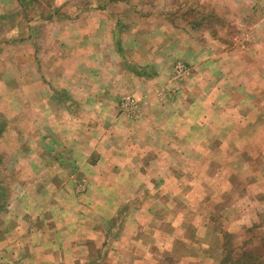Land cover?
I'll list each match as a JSON object with an SVG mask.
<instances>
[{
    "label": "rangeland",
    "instance_id": "374dc122",
    "mask_svg": "<svg viewBox=\"0 0 264 264\" xmlns=\"http://www.w3.org/2000/svg\"><path fill=\"white\" fill-rule=\"evenodd\" d=\"M95 1L0 0V99L10 106L0 112V264H264V210L251 207L264 203L258 143L237 138L236 148L252 153H234L231 162L218 153L217 169L187 178L194 171L180 169L175 135L194 128L197 122L190 119L203 110L197 101L187 105L182 95L186 88L184 95L192 99L188 88L200 82L193 66L210 59L200 60L193 46L206 49L207 38L232 48L243 45L254 70L257 44H264V0H102L104 15L116 26L114 51L121 56L110 76L116 78L114 92L106 90L108 106L96 105L91 90L85 91L86 102L50 85L62 81L52 80L57 69L74 63L62 54L69 22ZM131 31L134 42L121 48L122 33ZM187 45L195 50L192 57L181 50ZM112 51L105 62L113 59ZM82 64L74 70L81 73L79 83L94 89L102 59L87 57ZM247 93L255 102L257 94ZM32 94L43 98L44 114L35 121L18 112ZM247 125L256 130L254 122ZM221 127L211 123L212 129ZM144 131L147 137L138 138ZM128 146L134 148L119 153ZM101 149L106 158L133 163L158 157L168 168L142 164L131 172L135 184L123 185L118 176L102 177L109 171L90 167ZM247 176L257 184L241 196ZM245 205L251 216L229 218Z\"/></svg>",
    "mask_w": 264,
    "mask_h": 264
},
{
    "label": "crops",
    "instance_id": "0c3cea01",
    "mask_svg": "<svg viewBox=\"0 0 264 264\" xmlns=\"http://www.w3.org/2000/svg\"><path fill=\"white\" fill-rule=\"evenodd\" d=\"M100 2H102V0H96L93 3L87 4L86 6L89 7L88 12H85L84 14L82 13L78 19H72L69 22V25H71V32H67L65 35L69 39L62 54L64 57L72 58L74 63L70 69H61V71L57 69L56 73H54L56 76H54L52 80L54 81V79L59 78L62 81H56L57 83L60 82V84L56 85L54 84V81L53 83H50V85L52 88H58L60 86L59 89L64 88L69 94L70 91L74 92V94H76L75 98L78 100L84 99L86 102L88 100L85 95V91L91 90L94 92L91 94V97H95L96 101H94V99L93 101L97 103L96 105L108 106V100L104 98L110 94H108L106 90H112L114 92L116 87V78L114 79V77L111 78L110 76L115 74V68H119L118 64L121 62V56L118 49H115L114 51V44L112 43L114 36L116 35V26L113 20L107 18L104 15V13L107 11L103 9V5H99ZM114 17L115 16L112 18ZM77 24L81 25L82 27L80 28V33L74 30L75 25ZM130 33H132V31L122 33L120 41L121 48L122 46L126 49L130 48L129 44L134 42L132 36L129 35ZM76 35L79 36L77 39L75 37ZM206 42V49H202L200 45L193 46L195 50H199L200 54H202L200 57L202 59L200 60L208 57L210 59L208 58L209 60L205 62L200 61L196 63L195 66H193V68H197L196 70H193V73L195 77H198L200 82L194 83L195 85H192L191 88H188L189 92L192 93V99L189 97L190 94L187 93L184 95L187 89H182V95L187 100L186 104L191 106L195 101H197L196 104H199L200 108H203V110L201 109L199 113L195 114V118L192 117L190 119V121L197 122V125L193 122L192 127L194 128L190 130L183 129L175 133V135L180 136V169H190L194 171L193 174H188L186 176L187 178L201 176V174L195 171L208 169L211 167L213 169H217V162L219 161L216 155L218 153L223 152L224 154L228 155V157H230L228 161L230 162L233 160L230 155H233L234 153H252L248 148L244 149L243 147H239L240 149H237V145H234V141L237 138L242 142H244V139L257 142L258 151L256 153L264 155V44H257V68L254 70H249L250 68H248V66L250 64L248 62V48L244 49L243 45L232 48L226 46V44L214 38H207ZM75 48L79 49L74 50ZM260 48L263 49V58H261V55L259 54V52H261ZM110 50H113L111 52L113 59L110 62H105L107 59L106 53L110 52ZM181 50L185 51L186 54L188 53L189 57H192L190 55H194L190 52L195 51L192 48L189 51V46L188 49ZM199 52L196 54L195 61L198 59L197 55ZM149 53V55H152L151 51ZM98 55L103 62L102 66L98 65L101 69L100 71H97L99 75V83L94 89L92 88L95 86L94 84L91 85V88L88 85L87 87H84L79 83L78 77L81 73L74 70L84 67L82 64V59H87V57L93 58L97 57ZM193 60L189 61L192 62ZM95 69L97 68H94V70ZM82 76L83 77L80 80L81 82H84L85 75ZM196 84H198V86ZM110 86L113 87L111 88ZM44 87L45 86L41 83L38 84V88L41 92ZM5 88L6 85H2V89H4V91ZM195 92L199 94H196ZM247 92L257 94L255 102L253 101V96H251L250 93L249 95L251 99L247 97ZM258 93L262 94V96L260 95L259 97ZM1 95L3 96L4 94L1 93ZM32 96L33 100L29 101V104H25V101L22 102L21 109H18V112L21 115H33L32 121H35L37 115L44 114L40 108L43 98L37 94H32ZM3 103V99H0V112H9L10 106H5V103ZM218 104H223V107L216 109V105ZM237 121L240 124L237 125ZM216 122L223 123L224 127L212 129L211 123ZM253 122L255 123L256 130L248 129L247 124ZM234 124L236 128L233 129L232 126ZM239 126L241 129L238 130ZM243 127L245 128L242 129ZM3 134L4 133H1V135ZM148 134V131H144L138 136V138H143L145 136L147 137ZM104 137L107 138V136ZM108 137L113 138L110 135H108ZM124 148H120L119 153H122L126 150L129 151L134 147L128 146ZM98 152H101L102 156L98 158L96 162L90 165L92 170L96 169L100 172L107 170L109 171L108 174L105 173L102 175V177L116 179V176H118L119 178L116 181L123 185L135 184L137 179L135 178V174H131V172L140 169L142 164H145V168H148L151 166V162H157L160 165L155 167L156 169H165L168 168L165 166V164L169 163L164 159L158 160V157H154L152 160L147 161L145 159H136L135 163H133L131 158H126L124 160L112 159L111 157L106 158L104 149H101V151ZM164 153L165 152H161V154ZM106 160H108L107 164ZM245 161L248 162V160ZM246 165L251 166L248 164ZM258 171L261 172L260 177H258L259 185H264V168H258ZM182 177L183 176H180V178ZM244 178L245 179H241L243 181L241 185L246 187V190L241 189V196L246 195L249 192V186H253V183L257 184L256 180L252 179L250 176ZM182 184L183 183L180 181V185ZM228 184L231 185L230 180H228ZM257 206L264 210L263 202H254L251 204V207H255L256 210ZM231 209L232 208L228 209V211ZM250 212L251 208L245 205L239 214L231 215L229 218L231 220L237 218L238 216L248 218L251 216Z\"/></svg>",
    "mask_w": 264,
    "mask_h": 264
},
{
    "label": "built area",
    "instance_id": "2783aa9c",
    "mask_svg": "<svg viewBox=\"0 0 264 264\" xmlns=\"http://www.w3.org/2000/svg\"><path fill=\"white\" fill-rule=\"evenodd\" d=\"M183 73V72H185V67H184V65H182V64H180V73Z\"/></svg>",
    "mask_w": 264,
    "mask_h": 264
}]
</instances>
